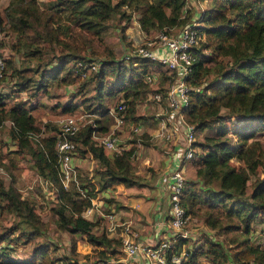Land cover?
Returning <instances> with one entry per match:
<instances>
[{
	"label": "trees",
	"instance_id": "1",
	"mask_svg": "<svg viewBox=\"0 0 264 264\" xmlns=\"http://www.w3.org/2000/svg\"><path fill=\"white\" fill-rule=\"evenodd\" d=\"M42 5L36 0L8 1L5 10L8 28L17 35L13 48L22 51L25 61L21 67H14L13 58L4 57L5 68H12L18 90L28 92L31 97H36L48 79L59 84L80 82L76 92L79 95L84 91L81 88L93 82L95 93L84 97L85 106L90 112L101 114L108 109L103 97L124 98L128 111L133 113L135 102L154 88L145 81V73L160 72V82L155 88L162 91L170 77L167 68L147 58L116 60L113 48L104 40L112 20H122L125 37L134 13L138 14L139 28L147 34L152 30L178 29L193 16L192 9L185 8L186 0H42ZM197 21L196 28L202 37L195 50L191 82L201 87L189 92L184 114L187 122L204 135L195 142L200 152L189 162L194 166L196 180H186L180 203L190 217L202 215L203 222L211 225L214 234L225 242L205 236L192 248L188 262L200 264L199 257L207 255L211 256L212 264L218 261L224 264L228 258L233 264H264V239L253 240L250 236L252 222L264 217V0H209ZM95 54L107 58L85 59L86 55ZM50 55L59 63L53 69L48 67L52 62ZM95 58H99V65L90 71L88 78L83 79L67 67L70 59ZM5 99L0 93V124L4 120L11 122L9 131L17 146L27 149L35 171L57 188V196L62 200L55 208L58 226L83 234L92 245L109 247L116 239L105 230L95 233V222L82 215V210L91 204L95 184L91 181L89 190L82 185L87 187L86 196L67 199L58 176L56 132L32 141L30 135L39 131L41 122L26 103L16 102L7 107ZM73 106L64 109L69 111ZM222 109L226 113H221ZM231 116L239 119L230 121L233 140L227 123ZM94 129L90 123L82 126L73 140L88 145L102 164L95 171L97 190L106 189L115 181L127 186L137 183L140 175L132 169L135 147L108 155L103 147L92 144ZM232 158L239 164L234 165ZM257 168H261L262 176L256 173ZM11 182L10 179L6 184L0 179V211L14 213L19 220L0 233V244L5 239L12 240L15 230H20L25 239L30 238L31 232L24 231L23 223L34 228L41 223L33 203L23 198ZM187 242L186 238H178L174 248L179 250ZM7 250L10 249L0 245V264H38L35 260L47 257L46 247L40 244L32 248L29 259H13ZM111 252L116 253L117 249L113 247Z\"/></svg>",
	"mask_w": 264,
	"mask_h": 264
},
{
	"label": "rangeland",
	"instance_id": "2",
	"mask_svg": "<svg viewBox=\"0 0 264 264\" xmlns=\"http://www.w3.org/2000/svg\"><path fill=\"white\" fill-rule=\"evenodd\" d=\"M9 0H0V58L4 57L13 58L14 67H19L22 65V62L25 61L22 55V51H16L13 48V45L17 43V35L14 32L10 31L8 28V21L6 16V6ZM44 1V0H43ZM209 0H205L203 4L205 6L208 5ZM36 2L40 5V7H44L42 5V0H36ZM193 11V9H192ZM137 13H134L128 27L125 29V37H122L121 25L122 20H118L114 18L113 24L108 27L106 33L104 34V40L108 43L114 51L115 59H121L126 53H130L134 48V43H137L140 40V37L143 36L142 30L139 28L137 23ZM176 29H171V32H174ZM150 35L157 34V31L152 30ZM89 50V48H86ZM56 54V52H54ZM51 56V64L48 66L53 69L59 65L58 59ZM96 56H103L99 54H95L93 56L86 55L85 59H93ZM92 57V58H90ZM100 58V57H99ZM95 58V59H99ZM104 59L107 57L103 56ZM81 60H72L67 61V67L72 69L74 72L79 73V71L75 68V62ZM83 61V60H82ZM84 62H86L84 60ZM5 64V61H4ZM21 67V66H20ZM90 71H94V69L87 68V72L85 75H81L80 77L88 78ZM158 75H160V72ZM12 68H5L1 78V87L0 93L5 95V105L10 106L16 102L26 103V106L30 107L31 113L39 119L41 122L39 131H33L30 135V139L32 141H38L44 135L52 134L58 131L59 121L61 118L72 115L78 119L80 125L84 126L87 124H91L95 127L94 135L100 137L102 135H106L111 133L114 137L117 138L116 143H123L122 141H127L128 147L134 146L135 150H140L142 153L146 150L148 146L156 147L150 138V131L155 129L158 126V121L162 116H156V111H158L157 103H153L152 101H145L146 96L144 98H138L134 105L133 113H130L127 109V112L122 117V123L117 125L115 123V118L110 113L101 114L99 112H90L86 109L85 103L87 98L91 95H94V86L93 82H89L84 88H81L83 93L79 95L76 93L79 89L80 82L73 81L70 84H59L56 80L48 79L43 89H41L36 97H31L28 92L24 90H18L16 85L17 76H12ZM159 80L156 84L152 85V87H157L159 84ZM165 83L164 85H166ZM122 99L124 98H108L103 97L104 102H108V109L114 108ZM109 100V101H108ZM67 105H74L72 110L66 111L64 107ZM163 106L164 104L161 103ZM221 113H226L224 109L221 110ZM133 117H137L135 120ZM98 118L99 121H95ZM237 121L239 119L232 116L227 123L230 126L228 134L230 135L231 140L232 137V129L233 125L230 121ZM137 121V122H136ZM248 126L250 124L247 123ZM11 126V122L9 120H4L0 124V179L4 180L6 184L11 182L18 191V193L25 199L30 200L33 203L35 211L38 213L40 217L41 223L38 228H34V226L30 224L23 223V229L26 233H30V238H24L20 235V230H15L11 234V239H5L1 242L0 245L8 247L10 250H7V254L16 260L21 259H29L32 257L31 251L32 248L38 244L46 247L47 257L44 259L35 260L38 264H43L51 261V264H55L59 259H71L73 261H95L99 262V264H121L116 263L112 260H108L110 255L113 258H117L118 255L121 256L122 252L117 250L116 253H112L111 249L116 247L119 240L114 236L112 238L116 239L109 247L104 246H96L92 245L83 234L73 232L66 228H60L58 226V215L56 214L55 208L62 202L57 196V188L51 185L42 178L32 167L33 159L30 154L27 152V149H21L17 146L15 138L12 137L9 129ZM104 127V130L98 129V127ZM133 127H138V131H134ZM195 138L202 139L204 133L196 132ZM92 138V144L96 146H100L98 139ZM78 143V142H77ZM92 145V146H93ZM82 147V148H80ZM102 147V146H101ZM89 146H82L78 143L76 151L73 154V165L76 168V179L78 182L69 181L64 188L65 197L67 199H77L83 196H86L85 189L89 190V183H94V196L92 199L101 200V209L103 213L110 212L113 210L117 212L118 206L112 207L113 201L116 199L113 196V192L115 188L111 185L106 189H98L99 185L97 184V179L95 176V171L99 167V161L97 159L93 160L88 153ZM104 149V148H103ZM105 150V149H104ZM134 150V151H135ZM200 152L199 149L196 151V155ZM135 157V156H134ZM135 159V158H134ZM133 159V160H134ZM231 162L234 165H238L239 162L232 158ZM102 165V164H101ZM133 165V162H132ZM134 171L139 170L142 174L149 172H153L152 168L149 166H139L138 163L134 162ZM141 169V170H140ZM194 166H190L187 169V174L184 172V175L187 179L196 180L194 176ZM138 172V173H141ZM257 174L262 176L261 168H257ZM140 175V174H138ZM140 177V176H139ZM253 177L251 178V180ZM250 180V181H251ZM247 184V191H249V183ZM118 182V181H115ZM82 185L87 187L83 188ZM140 189V187L138 186ZM151 188V186H149ZM134 192L135 194L141 193ZM112 193V194H111ZM151 194H149L148 197ZM155 196H152L154 198ZM99 205V201H97ZM85 210V209H83ZM82 210V213L84 212ZM134 210V209H133ZM86 213V212H85ZM90 219L95 222L93 227V231L95 233H100L102 230H105L108 235V221L106 218L101 215L97 210L90 214H86ZM202 215L190 217L188 225L186 226L187 230L191 234V236L187 239L188 242L185 244L184 249H191L194 246H197L204 240L205 236L211 237L214 240H218L221 243H224L223 237H218L214 234L215 229L203 222ZM19 217L14 213L0 211V233L8 229L13 225V223L17 222ZM250 236L253 240L262 241L264 239V217L261 216L260 219L255 220L251 224ZM19 237V238H17ZM119 244V242H118ZM118 249V248H117ZM228 254V252H227ZM108 260V261H107ZM45 261V262H44ZM200 264H212L211 256L202 255L199 257ZM215 264H223L221 261L216 262ZM224 264H233L230 258Z\"/></svg>",
	"mask_w": 264,
	"mask_h": 264
},
{
	"label": "built area",
	"instance_id": "3",
	"mask_svg": "<svg viewBox=\"0 0 264 264\" xmlns=\"http://www.w3.org/2000/svg\"><path fill=\"white\" fill-rule=\"evenodd\" d=\"M204 1L186 0V7L189 8V5L193 4L198 15L193 14L190 22L174 32L157 30V34L150 35L142 31L141 41L134 43L132 51L121 58L124 61L133 57L147 58L168 69L170 77L165 91L152 87L153 90L147 92L145 101L157 103L160 108L156 111V116H162L158 121V126L150 131L151 140L163 143L173 142V146L169 153V171L166 172L167 176L163 183L169 205L165 219L167 226L164 229L167 235L155 239L141 236L129 221L120 219L113 210L104 214L101 209V200H97L98 205L95 199H91L90 206L83 210L82 215L88 219L91 217L86 214H92L97 210L108 221V231L119 240V245L115 248H118L117 250L121 251L122 255H118L116 259L110 255L109 261L121 264H128L130 261H142L143 264H191L188 262V256L192 248L184 249L186 248L184 244L176 250L174 244L178 238L188 239L191 236L186 228L190 215L181 205L180 195L187 180L184 172L187 174L189 162L199 148L195 143L197 131L192 123L187 122L184 110L188 106L189 92L193 89L199 90L201 87L192 84L191 79L193 78V63L196 59L195 50L198 49L199 40L202 37L196 25L200 13L206 8ZM74 64L79 73L85 75L87 68L97 69L99 59L86 62L78 60ZM4 65L3 59L0 58V87ZM159 77L156 70L144 74L145 81L151 85L156 84ZM161 103L164 105L162 106ZM127 109L128 104L125 99H122L114 108H109L108 113L115 118V123L120 125ZM81 127L78 119L72 115H67L59 121V128L56 132L57 166L58 176L64 188L69 181L78 182L72 162L78 143L73 140V136L78 134ZM133 130L138 131L139 129L133 127ZM94 131L95 129L92 130V137H96L95 139H98L99 145L104 149L116 151V153L122 150L123 147L116 143L117 138L111 133L97 137ZM55 264H99V262L59 259Z\"/></svg>",
	"mask_w": 264,
	"mask_h": 264
},
{
	"label": "crops",
	"instance_id": "4",
	"mask_svg": "<svg viewBox=\"0 0 264 264\" xmlns=\"http://www.w3.org/2000/svg\"><path fill=\"white\" fill-rule=\"evenodd\" d=\"M189 8L193 9L194 16L198 15L193 4H190ZM122 142L123 143H119V145L123 147L122 149L127 148L129 142ZM152 144H156V147L148 146L143 153L140 150H135L133 152L132 169H135L134 162L136 160L139 166H149L152 168L153 172L148 171L142 174L139 170L134 171L136 174H140V179L131 186H127L123 182H113L112 187L115 188L113 196H115L116 199L113 201L111 208H114L115 205L118 206L116 213L120 219L129 221L141 236L155 239L159 236L167 235L164 229L167 226L165 219L167 218L169 205L163 183L165 182V176H167L166 172L169 171V153L173 146V142H154ZM114 152L116 151L105 149V153L108 155ZM88 153L93 160L97 159L92 155L90 149H88ZM98 165V169L102 168L101 163ZM73 167L76 174V168L74 165ZM149 186H151V188H149ZM141 189V193H134L140 192L139 190ZM149 194H151V197H148ZM152 196L155 197L152 198ZM108 235L109 237L112 236L110 232H108ZM128 264H143V262L130 261Z\"/></svg>",
	"mask_w": 264,
	"mask_h": 264
}]
</instances>
